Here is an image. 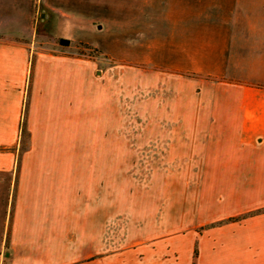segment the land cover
Instances as JSON below:
<instances>
[{
    "label": "crops",
    "instance_id": "0c3cea01",
    "mask_svg": "<svg viewBox=\"0 0 264 264\" xmlns=\"http://www.w3.org/2000/svg\"><path fill=\"white\" fill-rule=\"evenodd\" d=\"M2 4L52 16L57 36L106 61L0 40L8 264H178V255L158 258L162 246L179 250L177 236L105 251V196L121 162L185 158L192 178L224 181L193 202V218L207 225L193 237L194 264H264V0ZM123 114L144 122L121 124ZM22 124L28 144L19 153ZM137 131L149 152L121 160L132 138L123 133Z\"/></svg>",
    "mask_w": 264,
    "mask_h": 264
},
{
    "label": "rangeland",
    "instance_id": "374dc122",
    "mask_svg": "<svg viewBox=\"0 0 264 264\" xmlns=\"http://www.w3.org/2000/svg\"><path fill=\"white\" fill-rule=\"evenodd\" d=\"M11 6L8 4L6 9V6L1 5L0 40L26 43L33 51L93 59L100 67L106 64L90 45V48H83L74 43H60L59 39L67 38L55 34L52 16L36 13L30 4H22L16 11H12ZM12 8L15 9L14 6ZM120 122L142 124L144 117L137 115L129 118L123 114ZM123 134H130L132 138L130 148H121V160L136 159L137 156L143 160L145 151L149 152L145 147L144 133L137 131ZM27 144V135L19 136V153ZM189 160L185 158L182 163L121 162L119 179L114 181L113 190L110 185L109 195L105 196V204H109V214L112 216L105 225V251L108 245L112 247L110 252L125 251L156 243L161 238L177 236L179 239L175 243L179 250L167 251L162 246L158 258L170 256L175 259L178 255V264L195 263L192 257V250L196 248L193 237L196 238L197 233L207 225L199 226L193 218V202L199 194H206L209 187L224 181L192 178L194 170ZM12 199L8 177L0 174V264L9 263ZM136 255L140 258L143 252L138 251Z\"/></svg>",
    "mask_w": 264,
    "mask_h": 264
},
{
    "label": "trees",
    "instance_id": "16d2710c",
    "mask_svg": "<svg viewBox=\"0 0 264 264\" xmlns=\"http://www.w3.org/2000/svg\"><path fill=\"white\" fill-rule=\"evenodd\" d=\"M59 42L66 45L68 42L69 43H74V44H77L83 48H90L89 45L85 44V43H82V42H78V41H71V40H67V39H59ZM23 134H26L27 135V132L25 130V127L24 125L22 124L21 125V128H20V136H22ZM232 219V218H231ZM229 219V220H231ZM196 256V250L194 249L193 250V258ZM191 264H194V262H192Z\"/></svg>",
    "mask_w": 264,
    "mask_h": 264
}]
</instances>
